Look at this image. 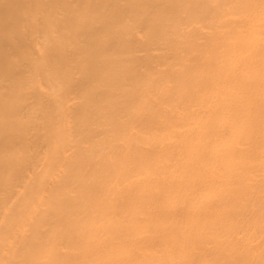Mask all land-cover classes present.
Returning <instances> with one entry per match:
<instances>
[{"label":"bare ground","instance_id":"1","mask_svg":"<svg viewBox=\"0 0 264 264\" xmlns=\"http://www.w3.org/2000/svg\"><path fill=\"white\" fill-rule=\"evenodd\" d=\"M0 264H264V0H0Z\"/></svg>","mask_w":264,"mask_h":264}]
</instances>
